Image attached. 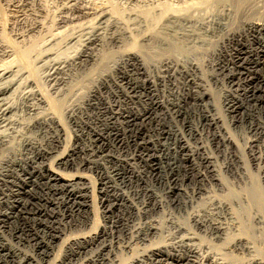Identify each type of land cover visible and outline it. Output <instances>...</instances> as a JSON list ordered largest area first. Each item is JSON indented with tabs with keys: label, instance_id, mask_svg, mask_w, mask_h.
Segmentation results:
<instances>
[{
	"label": "rangeland",
	"instance_id": "rangeland-1",
	"mask_svg": "<svg viewBox=\"0 0 264 264\" xmlns=\"http://www.w3.org/2000/svg\"><path fill=\"white\" fill-rule=\"evenodd\" d=\"M143 1L142 0H127V1L126 0H0V69L5 68V66L8 68V66H9L13 69H15V67L16 68L18 67V68L23 69L26 72L28 71L30 77H33L34 79H36L37 83L39 84V85L37 84L38 88L41 89L42 92L44 91V94L46 93L47 95L46 94L45 95L48 97V102H46V103H42L39 101L34 102L33 103V105H35V106H33V107H35L34 110H30V108H31L30 106H31L32 101H30V103L27 102V104H28L27 105V104H24L25 102H23L22 100H21L22 102L19 100L20 101V102H18L19 106L21 107V105H22L21 108H23V109L19 108L17 110L18 112L16 111L13 115L8 117L7 118L8 121L6 119V122H4L1 126V127H3L2 129L5 128V131H6V129H8V130L10 129V130H9V132H8V130L6 131V132H8L7 135L9 138V139L7 138V142L4 145L6 147L0 146L1 147L0 149L5 148V150L3 149L4 151L0 150L1 151L0 152V171L2 169L4 171V173L2 171V174H0V186H1L0 187V203H2V204H0V230L3 231L2 233L4 235L6 234L5 238L7 240L9 239L8 241H10V243L12 241L11 244H13V245L15 244L16 246L19 247V252H20L19 254L20 255H17V256L13 255V253L9 249V247H7V245L4 244L6 240H4L2 238V234H0V264H27V263L28 264H35L33 262H29L30 260H27L24 257V253L29 255V256H34L35 258H38V260L41 261L42 264H49V263L50 264H85V263H88V264H110V263L111 264L112 263L113 264H131L132 262L134 263V260H136L135 258L138 255H141L142 252H143V254H145L146 252H144V251H147L153 247L159 246L161 243L162 244H165V243H169V244L174 243L175 244L174 248L172 246L170 251H169L170 256L166 252L162 256H157V257L151 256V258H153V259H155V258L159 259L160 262H158V261H157V263L151 262V260L149 258V259H147L148 262L146 260L145 264H149V262H150V264H177V263L178 264H188L187 261L189 259H197V258L191 252L188 251V249L186 248L187 244L179 243V240H181V238L183 237V233L185 236V234L187 232H179L177 230V228L175 229V224H174L175 222H180L182 224H185L188 227H191L190 230L192 229V232L193 233L195 232V234H193L194 238L191 241L187 239V243L193 244L196 247L199 246L202 249L203 246L209 245V246L213 247L212 251L222 252V253H224V255L226 254L228 260H230L232 262H237L238 264H256L254 262L255 258H262L264 260V156H263L264 155V124H263L264 123V48L262 45L258 44L255 40H252V35L248 31H247L248 35H249L248 37L246 35L247 33L246 34L241 33V32H243V28L247 24L249 19L250 20L254 19L256 21H261V22L263 21L262 19L264 18V15H263L264 14V7H263L264 6V0H257L258 2H257V5H255V8L254 7H253L254 9L253 8L252 9L246 8L247 12L244 11L245 8H242L240 10V12H236V10L233 9V7H224V6H221L218 4H213V3L210 5V3L208 2L210 0H196L197 2L195 0H187V1L186 0H174L175 2L170 0V4H169V0H164V1L163 0L162 1L161 0H157V1H155V0H150V1L149 0H143ZM167 1H168V3H167ZM180 1H182V2H180ZM154 3H156V4H154ZM190 3H192V4H190ZM256 6L259 7L260 9L258 8L256 10V8H257ZM167 8H169V10ZM177 8L180 9V10L178 9L180 12L177 11ZM222 8H223V10H222ZM231 8H232V10H231ZM159 9H161V10H159ZM163 9H165V11ZM174 9H176V12H179V13H177L178 15L176 14ZM184 9L187 10V13L193 17V22L187 23V25H186L187 21L184 20V17H186L188 14L185 12ZM227 9L230 10V13L231 12L233 13L232 15L236 19H235V21L233 20L234 22L231 20L234 24L233 23L230 24V27H228V30H226V32L224 31V33H223L224 35H223L222 32L220 31V29L218 28L216 20H218L219 17H221L223 14H225ZM102 10L104 12H106V11L110 12L109 13L110 15L116 17L120 21H121V19H123L124 22L123 21H121V22H123L124 25H127L126 23H128V25H127L128 30L131 28L130 29L131 31L129 30L130 33L124 37V39L127 38V39H125L126 48L137 49L141 45L142 46L145 45L144 48L146 49L148 47L146 50H148L149 52L153 51L154 53L152 52L151 55H153V58L155 57L154 59H157V60H161L162 58H165L163 56L159 57V55H161V50H162L159 47L160 45L155 43V42H152V43L148 42L146 44L147 41L145 42L144 35L148 36L149 34L152 33L151 31L154 32L157 29L159 30L161 28L160 30H162V28L169 27L172 23L171 21L168 20L169 15H170V17H172V16H175V14H176L177 17H181V15H183V14H181V12L183 11L182 13H184V15L180 19L182 21L176 22V25H177L176 30L178 31L176 36L177 37L179 36L180 37L179 39H181V38L182 39L181 40L177 39L178 41H176V42H178L179 44H186L189 42L188 43L189 45H191L195 42V45H197V46H195L197 48L196 52L194 51L192 54L190 53V56L194 55L196 60L197 61L199 60L198 62L200 64V66H202L201 67L202 70H201V72H198V76L200 77V80L203 82V84H206L208 86V87H206L207 92L209 94L211 92V95H212L213 100H214V104L217 103L216 104L217 107L219 109L222 108L221 112H222V114H224V118H226V119H223V121L226 123L227 127L229 125L230 132L234 135V138L237 141V143H239L237 147L235 146L234 148L231 149L232 151H230L231 153L229 152V155H228L227 151H225L224 145H222V143L219 142V138L218 137L215 138L214 136H212L214 129L211 126H209L208 121L203 120L204 122L202 121V125L200 123V125L202 126L201 129L203 130L202 133L204 134L203 139L206 141L205 142L206 144H207V139L210 137L209 138V146H210L209 149L212 151L213 155L215 157H217L218 163L221 166V170H222L221 174L223 175L222 176L223 181L227 187H224L222 184L218 183L217 181H215L216 183L214 182L210 186V183L206 180V178L204 176L205 174L211 175V173H209V171L207 170L208 167H207L206 163H204L203 161H199L202 159L197 153L198 150L201 152L203 151L204 143H203V139L201 138V136L196 134V132H193V119H195L194 114L196 111L199 112L200 105H198V103L195 102L196 101L195 95L194 94L192 95V93L195 92L194 91L195 87H193L192 84H191V86L187 85V81L189 79V76H188L187 72L185 70H183V68L180 67V68H178V70H176L175 68H173L171 66L172 64H170V66H169L170 68L169 67L166 68V66L160 65L159 70L153 71V73H152L153 79L150 80V78H149L150 76L148 75V73H146L142 70H137L136 68H134V66L125 65L121 60V53H119V52L117 53V51H120L122 49L118 48L114 43H113L114 45L112 44L113 46H111L110 44L112 42L110 41L108 43L109 40L106 42L107 43L106 45H105V42L104 43L102 42L101 45L104 44L103 47L100 44L99 45L98 44L91 45L92 48H95V49H91V51L93 50V51L100 53V55L98 53V57L96 59L89 57L87 61L85 60L86 63H85V61H83V64L80 63L79 62L80 60L78 59L77 60L78 63L75 62L76 65L72 64L73 65L72 66L71 64H69L71 61L70 59L73 58L72 56L75 57L78 52H80L84 48H86L85 46H87V45L83 41L84 34H85L83 31H85V32L90 31L92 27L96 26V23L98 20L96 18V16L99 17L101 12H103ZM141 11H142V13H141ZM166 11H168V12H166ZM173 11H174V13L172 15L171 12H173ZM228 11H227V13H228ZM165 12L167 13V16L165 15L166 18L162 17V16H164L162 14H165ZM98 13H99V15H98ZM136 13H137V16L138 15L140 16V17L138 16L139 18L136 17ZM148 13H150L149 15H152V14L154 15L155 13H157L154 16H155V19L159 22H157L156 24H155L156 20L155 21L149 20V22H147L144 18H145V15ZM214 13H216V14H214ZM159 14L161 15V17L158 16ZM193 14L196 15V19H195V15L193 16ZM207 14L209 15V19L207 17L208 16ZM213 14H214V16H212ZM142 15L144 16V18H142L143 17ZM153 15H152V17L154 18ZM156 15L158 16V19H157ZM215 15H216V17H215ZM203 16H204V18L202 20ZM210 16H211V18H210ZM130 17H132V18H130ZM198 17H200L201 19ZM238 17H239V20H238ZM93 18H95V19H93ZM140 18L142 20H140ZM162 18H164V19H162ZM212 18H214L213 19V21L215 20L214 22L212 21ZM161 19H162V21H161ZM197 19H199V21ZM88 20H90V23L91 22L92 23L91 24L88 23L89 22ZM91 20H93V21H91ZM125 20H127V21H125ZM128 21H130V22H128ZM142 21L145 24L146 23L149 24L148 26H149V28H152V30L148 29V26L143 24ZM204 21H205V23H204ZM201 22L204 24H202ZM132 23H134V24H132ZM181 23H184L185 25L182 24V25H180L181 26L180 27L178 24H181ZM194 23H198V24H194ZM85 24H87V25H85ZM137 24H140L142 27H139L140 25H137ZM173 24L174 23H172V25ZM195 25H196V27H195ZM130 26H132L134 28V30H132L133 28ZM134 26H136V27H134ZM143 27H144V29H143ZM188 27H189V29H188ZM190 27H192V28H190ZM136 28H138L140 30H138V29L136 30ZM179 28H181V29H179ZM83 29H85V30H83ZM146 30H148V31H146ZM180 30H182L183 32L182 31L180 32ZM193 30H195V32H193ZM213 30H215V31H213ZM135 31H137V33L139 31V35H136ZM144 31H146L147 33ZM202 31H203V33H202ZM188 32H189V34H188ZM208 33L211 35H208ZM57 34L59 37L57 36ZM72 34H74L75 36ZM76 34L79 36L78 38H80V40L75 41V42L73 40L69 41V39H72L73 36H74V38L77 37ZM134 34H135V36H134ZM198 35H200V36H198ZM169 36H172V35H169ZM55 37L57 39H59L60 37L61 38L57 41V39ZM195 38H197V39H195ZM198 38H200V39H198ZM74 40H76V38ZM65 41L67 42V44ZM47 42H49V43H47ZM53 43L54 44L56 43V44L54 45ZM82 43H85V44L82 45ZM206 43L209 45L206 46L205 45ZM68 45H70V46H68ZM146 45H148V46H146ZM47 46H49V47L47 48ZM50 46L51 47L53 46V47L51 48ZM250 46H251V48H250ZM96 47H98V49H96ZM111 47L112 48L114 47V49H116V50H114V49L112 50ZM152 47H154V48H152ZM246 47L248 49H246ZM99 48H102V49H99ZM103 48H104V51L106 53H104ZM106 48H108V49L110 48L111 52ZM206 48H209V49L206 50ZM53 49H54V51H53ZM256 49L260 51L258 53L259 56L258 55L252 56V54H255ZM42 50H44V51H42ZM46 50H50L51 52H54L55 55H58L59 60H66L67 59L66 62H63L60 65L62 67V69H60L59 72L54 74L53 76L49 75V73H50L48 70L49 66H46V65L44 66L41 62H39L38 57H40ZM97 50H99V51H97ZM158 50H160V51H158ZM205 50L207 52H205ZM248 50H254V51L248 52ZM41 51H42V54H41ZM56 51H57V53H56ZM114 51H116V53ZM261 51H263V52H261ZM54 53H53V56H54ZM103 53H104V56L102 55ZM154 54H156V55H154ZM168 54H172V52H170ZM186 54H188V53L183 52L179 58L183 59V61H184L186 59L184 55H186ZM231 55H233V56H231ZM119 57H120V59H119ZM55 58H58V57H55ZM103 58H104V60H103ZM90 60H92V61H90ZM98 60L100 62H98ZM116 60H117V62H116ZM257 60L259 62H256ZM94 61H96L95 63L98 62L100 64L97 63L98 64L97 65L94 63ZM165 61H167V59ZM90 62L93 63L94 65L93 64L91 65ZM104 62H105V64H104ZM84 63H85V65H84ZM66 64H69V65H66ZM77 64L78 65L81 64V65L78 66ZM237 64H239V65H237ZM105 65H107V66L105 67ZM118 65H120V66H118ZM81 66L83 68H81ZM222 66H224V67H222ZM124 67L126 70L125 69L123 70ZM115 69H116V71H115ZM170 69H172L173 72ZM134 70H135V72H134ZM228 70H229V72H227ZM236 70H237V72H236ZM50 71L53 72V69ZM68 71L70 72L69 74H68ZM109 73H113V77L115 79H118V81H120L125 86L124 89L126 92L128 91L127 92L128 96H126V94L120 88L116 89L115 83H112L113 81H110L111 82L110 84H112L111 85L112 90L108 85H104V84L101 85L99 83L98 79H101V76L108 75ZM127 73H129V74L135 73V75H138L137 76L138 80H139L138 85L142 84L141 82L143 79V81H145V83H146V87L148 89L151 88L150 90H153V92L146 91L145 94L144 93L142 94L143 97H139L141 95L140 93L144 92V90L141 87H139V88H136V90L138 91V92H136V90L133 88L134 84H131L130 83L131 81L129 82L130 79H129V75ZM54 76H57L59 78L61 76H64V77H66V79H65L64 83L61 81H55V79L51 80L50 78L54 77ZM236 78H238V79H236ZM67 79H69V80H67ZM223 80H224V82H223ZM68 81L71 83H68ZM152 81H154L155 84L157 83L156 84L157 88H158L157 90L155 89L156 88L155 86H152L153 85ZM182 82H183V84H182ZM65 83H67L68 85H66ZM163 85H165V88L167 87L166 88V94H163V92L161 90V89H163ZM185 85H187L188 87ZM98 86L100 89L97 88ZM113 86H114V88H113ZM53 87L55 89H53ZM91 88L93 90H95L97 88V92H96L95 96L91 97V98H93L94 103H93V101H91V104H88V102H87L89 99L88 94H91V90H92ZM189 88L191 90L194 88L192 90L193 92H191V90ZM48 89L50 90L49 92L47 91ZM80 89H82V90H80ZM208 89H210V90H208ZM52 90L55 92L53 93ZM69 90L71 93L68 92ZM89 91H90V93H89ZM64 92L66 95L64 94ZM133 92H135V93H133ZM175 92L177 93V95L175 94ZM244 92H245V94H244ZM68 93H69V95H68ZM58 94L60 97L58 96ZM79 94L82 96H80ZM138 94H140V95H138ZM61 95L63 97H61ZM181 95H184L186 98H188V100H186L185 102L182 101L183 107L180 109L178 106H176L175 100L178 101L179 98H181ZM87 96H88V99H87ZM137 96H138V98H137ZM234 96L240 97V100L242 99V101L244 103H241L240 100L237 101L236 99H234ZM58 97H59V99H58ZM74 97H77V100H76V98L74 99ZM62 98H63V100H62ZM162 100L167 103V106L170 107V109L174 113V116L176 115L175 118H176L177 123L183 129L184 135L186 136V138L188 137V140L191 144V149L185 150L183 152L184 157L179 158L180 160L178 159L179 161L182 162V164L184 163L183 164L184 168L182 169L184 171H181L180 175L177 171H175L176 174L174 172L171 173L172 172L171 171V165L168 162L169 158L167 160V157H165V155L163 153L164 150H163V147L161 146V143L158 144L159 146L157 147V149H159V150L157 151V150H155V148H153L154 146L151 142L153 140L155 141V139H157V138H160V140L162 139L161 142L167 144L170 148L175 146L174 134H168L165 132L168 128L167 123L164 122V120H161V122L158 121V119L156 120V117H154L155 113H153L152 116L149 113H147L146 114L147 118L145 117L146 119L143 122L140 121L135 116V115H137L138 110L141 111V113H144L145 107H147V106L150 107L151 105L154 107V106L158 105L159 102H161ZM228 100L229 101L231 100L230 103L235 104V106L237 107L236 109L239 110V111L237 110L235 112L237 116L234 118H233V113L231 112L232 108H229L230 103L226 104V102ZM155 102H158V103H155ZM77 103H78V105H77ZM170 103L171 104L173 103V104L171 105ZM79 104H80V106H79ZM145 104H146V106H145ZM195 104H196V106H195ZM216 105H215V107H216ZM41 106H43V108ZM121 106H122V108H121ZM69 109H70V111H72L73 109L75 110V114H76L75 117H77V121L78 120L82 121V125L85 127V131L87 130L86 133L88 135L86 134V136L85 135L83 136V132L77 128L75 120H73L70 116ZM158 109L156 110V112L161 113V111ZM178 109L180 112L178 111ZM79 110H83V112H81V111L79 112ZM93 110L95 113L93 112ZM19 111L20 112L22 111V112L20 113ZM33 111H34V113H33ZM51 112H52V114H51ZM241 113L243 115H241ZM50 114L54 115V116H58V118L61 120L60 122L61 123L63 122L62 125L65 127L64 128L65 133H63V135H62V143L59 146H57L58 152H55V153L61 154L63 152H67V151L74 149V148H77L76 151H78V149H80L83 146L82 145V143L84 142L83 137H85V138L90 137L92 140L99 138L98 144L100 143L99 145H101V147L103 148L102 150L105 153L99 152L98 153L99 157L95 156L94 159H96L98 157L97 160H100L102 163H104V165L107 167V169H109L110 174L115 178L113 180L108 179L109 177H108V174H107L106 169H105L104 174H107V175H103V176H106L107 179L105 178V181L108 182V184H107L108 187L110 186L109 187L110 189L108 188V194L106 195V193H102L100 190L99 186H101L100 185L101 178H100V176L97 175V173H95L93 171H89V170H87V171L79 170V171H81V173L86 172L85 174H88V175L92 173L93 177H95V178H93L91 175L90 176L91 180H89V181H91V184L93 182L92 186H93V188H95V190H93V192L91 193V203L93 206L91 207V209H89L86 212L84 210L79 211V208L77 207L79 200L75 197L76 194L74 193V190L71 189L70 186H64V187L62 185H61V187H60V185L55 186L53 182H51V181L47 182V179H45V178L41 179V186L43 188L41 186L37 187V184H34V182H32V179H35V177L32 175L31 160L29 158L34 154V152H33V149L31 150L30 148H28L29 146H27V143L30 142V139H32V140H36L40 143L42 142L41 144L48 146L49 139L52 138L53 133H52V131L49 130V127H47V125L44 124L42 126V123H40V122L43 121L44 116H45V118H47V117L51 116ZM47 115H49V116H47ZM229 115H231V117ZM17 116H18V118H17ZM96 116L97 117L100 116V117L97 118ZM183 116H184V118H183ZM241 116L243 119L240 118ZM135 118L137 120H134ZM229 118H231L232 120ZM235 118H237V119H235ZM241 119L243 121H241ZM107 120H108V122H107ZM233 121H235V122H233ZM147 122H149V123H147ZM241 123H242V125H241ZM7 124L12 125L14 128L12 126H7ZM108 124H110V125H108ZM153 125L154 126L157 125V126L154 127ZM164 125H165V127H164ZM206 125H208V126H206ZM6 126L9 128H6ZM187 126L189 127V129H187L188 128ZM1 127H0V130H1ZM157 127H163L162 129H164L163 132H165V133H163L161 135L160 132L157 131L158 130ZM243 127H245V128H243ZM16 128L18 129L17 131L15 130ZM95 128H97V129H95ZM134 129H136V130H134ZM95 130L99 131L102 134L99 136L98 134L95 133ZM207 130H209V131L207 132ZM11 131L12 132L14 131V132L12 133ZM76 133H78L80 135L82 134V136H83L82 140L81 139H80V141L77 140L78 134H76ZM144 133H146V134L143 135ZM163 135H165V136H163ZM137 136H139V137H137ZM104 137H107V138H104ZM144 137L147 140H145ZM198 137H200L202 140H200V138H198ZM148 138H149V140H148ZM150 138H151V140H150ZM248 139H249V143L247 142ZM135 141H136V143H135ZM201 141H202L203 145H202ZM47 142H48V144H46ZM131 142H133V143H131ZM53 143L57 144V142H53ZM53 143L51 144V146L55 145ZM8 144H10V145H8ZM127 144L128 145L130 144L129 147ZM8 146L10 148L11 147L12 148L10 149V148H8ZM249 146H250V148H248ZM62 147L65 150H63ZM26 148H28V149H26ZM60 148L63 150L62 152H61ZM94 148H95V150L97 149L96 147H94ZM111 150H113L112 153L110 152ZM140 150H142V151H140ZM190 150H191V152H190ZM106 152H108V153H106ZM155 152L158 153L159 155H162V154L164 155L163 163H165L168 166L167 167L165 164H163L165 166L164 169L166 168L165 170H160L158 168L159 157H158V154L155 155L156 154ZM18 153H20L19 157H21L22 162H24V163H22V165L24 167L21 166L20 164H17V162L14 161L15 160L14 158L16 157V155L18 156ZM113 153H115V154H113ZM151 153L153 155H150ZM57 154H55V156H57ZM102 154L105 155L104 156L105 158L100 157ZM257 154H258V156L261 155L262 158L256 160L253 156H256ZM192 156L194 157V159H196V162L199 164L193 163V160H192L193 157ZM258 156H256V157H258ZM75 157H76V155H75ZM120 157L124 161H122V162L119 161V160H121ZM54 158L55 157H52V158H50V160L51 159L54 160ZM134 159H135V161H134ZM229 159H235V160H229ZM50 160H49V162L52 161L54 167H56L55 161H53V160L50 161ZM109 160H110V162H109ZM136 160L139 161V163L136 162ZM169 161L172 162L173 160H171V158H170ZM257 161L260 163H258ZM225 163H227V164H225ZM123 164H125V165H123ZM135 164L137 165V167ZM7 167H9V168H7ZM238 167H239L240 171H242V173L244 172V174L241 173L242 176H241V174H237V168ZM155 168H156V170H155ZM185 168H186V170H185ZM75 169L76 168L62 169V171L63 172L69 171L67 174L71 175V174H75L76 172H79L77 169L76 170ZM199 169L201 170V172H204L203 173L204 175L199 174ZM72 170H74V171H72ZM70 171H71V173H70ZM138 171H140V174H138L139 173ZM117 172H119V173H117ZM205 172H207V173H205ZM159 173H161V174H159ZM167 173H168L169 179L165 178L167 176ZM116 174H118V175H116ZM163 174H165L166 176ZM11 175H12V177H11ZM20 175L22 176V178ZM157 176L160 177L161 179H158ZM97 177H99V178H97ZM4 178H5V180H3ZM163 179H164V181H163ZM118 181H119V183H118V185H116L117 184L116 182H118ZM46 182H47V184H45ZM109 182H111V183H109ZM159 182H161V183H159ZM165 182L168 185L167 184L165 185ZM16 183H18V184H16ZM113 183L115 186L113 185ZM3 184H4V186H3ZM42 184H45V187ZM148 184H150L151 186ZM53 185L55 186L56 190L51 188V187H54ZM112 185H113V187H112ZM181 185L184 189L186 188V191L189 193L190 196H193V201H191L192 197L190 199L189 196H186V195L181 196L177 189H173V191H170V187L176 188V187H179ZM2 187H3V189H2ZM12 187H14L17 191L20 192V197L15 196L12 193V190H14V188H12ZM25 187L34 189V191L36 192L34 197H33V195H31V193L25 192V190H24ZM66 187H67V189H66ZM45 188H47V189H45ZM152 189H153V191H152ZM57 190H60V191H57ZM38 191H40V192H38ZM154 191L157 192L161 196L162 203L158 200L157 195L154 193ZM37 193H38V195H37ZM126 193L128 195L124 196L123 194H126ZM195 194H197V195H195ZM53 195H55V196H53ZM13 196H14V198H13ZM23 196H24V198H23ZM105 197H107V198H105ZM126 197H130V198H126ZM189 200L191 202H189ZM184 201L187 203H185ZM24 202H27V205L25 204L26 205L25 207L23 206ZM222 202L223 203L227 202V203L231 204L232 210L223 209L222 205H221ZM133 203H135V204H133ZM34 204H36V205H34ZM28 205H30V206H28ZM31 205H33L34 207ZM137 206H139L140 209L136 208ZM4 207H5V209H4ZM19 207H20V209H19ZM25 208H26V210H25ZM48 208H49V210H48ZM7 209L9 211H7ZM1 210H2V212H1ZM137 210H138V212H137ZM82 211L85 213V215ZM6 213H8V214L10 213L9 215H12L10 217L11 219L6 215ZM28 214H30V216H32V214H34V215L31 218ZM87 214H89V215L87 216ZM25 218H26V220H25ZM82 221H84V222H82ZM213 221L216 223H218V222L222 223V226H223L225 231L227 228V231H226L227 234L223 231H218V230L216 231V229H214L212 226V223H214ZM4 222L6 224H4ZM148 223L149 224L151 223L153 225L158 226L161 229V231H163V232H161L162 234L161 235H158L156 233L152 234V232H151L148 234V236H145L146 234L144 232V229H145L146 225H149ZM30 224H31V226H30ZM77 225H79V226H77ZM104 225L107 226L108 232L104 233L106 235L103 234L104 236L102 235L100 239H97L94 241H87L85 243L83 242L81 244L79 242H77L78 240L83 239L82 237H84V238L89 237V236L93 235V233L99 232L101 227ZM82 226H85L86 228L83 227L84 228L83 229ZM30 227L32 229H30ZM74 227L77 229H75ZM78 227L80 230H78ZM67 228H71V230L67 229ZM73 228H74V230H73ZM110 228H111V230H110ZM12 230H14V231H12ZM59 230H62V231H59ZM130 231L133 232L132 235H130ZM89 232H91V234ZM29 233H31V234H29ZM49 233L50 234L52 233V234L50 235ZM58 233L60 234L61 237H59ZM134 233H136V234H134ZM175 233L177 234V236ZM14 234H16V235H14ZM76 234H78V235H76ZM70 235H72V236H70ZM80 235H83V236H80ZM218 236H221V239H219ZM174 237H175V239H174ZM178 237L179 238L181 237V238L178 239ZM238 237L243 238L245 241L248 240L252 245L255 246V251H249V250L242 249V248L235 249V248H227L226 247L227 244H229L230 242H232L234 239H236ZM43 238H44V240H43ZM129 238H133V239H129ZM75 240H77V241H75ZM174 240H176V241H174ZM105 243H106V245H105ZM39 244H41L42 246ZM48 245H50L51 247L53 246L52 247L53 249L51 250V248H48ZM111 245H113V246L111 247ZM182 246H184V247H182ZM110 247L117 250V252L111 254V252L109 251ZM73 248L75 251L73 250ZM98 248H99V250H98ZM147 248H149V249H147ZM118 249H121V250L118 251ZM202 250H206V248H204ZM49 251L50 252L53 251V252L50 253ZM96 251L98 252V254ZM104 253L106 254V257H104L105 256ZM180 255L183 256L184 258L182 259L183 261L181 260L180 262H178L177 256H180ZM107 256H108L109 260L106 259ZM117 256H119V257H117ZM90 258H91V260H90ZM112 259H114V261ZM157 259H155V261ZM140 263H142V262H138L137 264H140Z\"/></svg>",
	"mask_w": 264,
	"mask_h": 264
},
{
	"label": "bare ground",
	"instance_id": "bare-ground-1",
	"mask_svg": "<svg viewBox=\"0 0 264 264\" xmlns=\"http://www.w3.org/2000/svg\"><path fill=\"white\" fill-rule=\"evenodd\" d=\"M127 1V0H126ZM143 1V0H142ZM150 1V0H149ZM148 1V2H149ZM155 1H157V0H155ZM162 1V0H161ZM164 1V0H163ZM172 1H174V0H172ZM171 1V2H172ZM187 1V0H186ZM196 1V0H195ZM194 1V2H195ZM144 2V1H143ZM175 2V1H174ZM180 2H182V1H180ZM179 2V3H180ZM193 2V3H194ZM197 2V1H196ZM207 2V1H206ZM209 3H210V5L213 3V4H218V5H221V6H224V7H233V9H235L236 10V12H240V10L242 9V8H245L244 9V11H246V8H255V5H257V0H210V1H208ZM137 3V2H136ZM139 3V2H138ZM141 3V2H140ZM145 3V2H144ZM162 3V2H161ZM167 3H168V1H167ZM177 3V2H176ZM185 3V2H184ZM202 3V2H201ZM153 4V3H152ZM154 4H156V3H154ZM159 4V3H158ZM169 4H170V0H169ZM190 4H192V3H190ZM259 4V3H258ZM261 4V3H260ZM142 5V4H141ZM145 5V4H144ZM148 5V4H147ZM150 5V4H149ZM217 5V6H218ZM138 6V5H137ZM153 6V5H152ZM157 6V5H156ZM189 6V5H188ZM191 6V5H190ZM193 6V5H192ZM195 6V5H194ZM220 6V7H221ZM146 7V6H145ZM160 7V6H159ZM168 7V6H167ZM174 7V6H173ZM198 7V6H197ZM203 7V6H202ZM257 7V6H256ZM264 7V6H263ZM132 8V7H131ZM137 8V7H136ZM253 8V9H254ZM259 7H257L256 8V10L258 9ZM168 10H169V8H167ZM179 8H177V11H179L178 10ZM182 9V8H181ZM212 9V8H211ZM260 9V8H259ZM159 10H161V9H159ZM164 11H165V9H163ZM175 10V12H176V9H174ZM183 10V9H182ZM181 10V11H182ZM185 10V9H184ZM222 10H223V8H222ZM229 9H227V11H228ZM231 10H232V8H231ZM103 11V10H102ZM140 11V10H139ZM227 11H226V13L225 14H223L221 17H219V19L218 20H216V22H217V25H218V28L220 29V31L222 32V34L224 33V31L226 32V30H228V27H230V24H232L234 21H235V17L232 15L233 13L231 12L230 13V10L228 11V13H227ZM234 11V10H233ZM137 12V11H136ZM166 12H168V11H166ZM165 12V14H162V15H164V16H162V17H165L166 18V16H167V13ZM180 12V11H179ZM179 12H176V14L177 13H179ZM183 12V11H182ZM181 12V14H183L184 15V13H182ZM185 12L187 13V10H185ZM247 12V11H246ZM110 12H101V14L99 15V13H98V15H99V17L98 16H96V18L98 19L97 20V23H96V26H94V27H92L91 28V30L90 31H87V32H85V31H83L85 34H84V39H83V41L86 43V45L87 46H85L86 48H84L82 51H80V52H78L77 53V55L74 57V56H72L73 58H71L70 60V63L69 64H73V65H76V63L75 62H77V60L79 59L80 61V63H82L83 64V61H87L88 60V58L89 57H91V58H93V59H96L97 57H98V53L99 52H96V51H91V49H95V48H92L91 47V45H94V44H102V42L104 43L105 42V45L107 44L106 42L108 41V43L111 41L112 43L110 44L111 46H113L114 44L118 47V48H121L122 50H120V51H117V53L119 52V53H121V60H122V62L125 64V65H131V66H134V68H136L137 70H142V71H144V72H146V73H148V75L150 76L149 78H150V80L151 79H153V75H152V73H153V71H157V70H159V66L160 65H162V66H166V68L167 67H169L170 66V64H172L171 66L173 67V68H175L176 70H178V68H183V70H185L186 72H187V74H188V76H189V79H188V81H187V85H189V86H191V84H192V86L193 87H195V89H194V93H192V95L194 94L195 95V102L196 103H198V105H200V110H199V112H195V114H194V116H195V119H193V132H196V134H198L199 136H201V138L203 139V133H202V129H201V125H202V121L203 120H206V121H208V124H209V126H211L213 129H214V132H213V134H212V136H214L215 138L216 137H218L219 138V142H221L222 143V145H224V147H225V151H227V154L229 155V152L230 151H232L231 149L232 148H234L235 146L237 147L238 146V144L239 143H237V141L235 140V138H234V135L230 132V130H229V125H228V127L226 126V123L223 121V119H226V118H224V114H222V112H221V109H219L218 107H217V103L216 104H214V100H213V97H212V95H211V92H210V94L207 92V88L206 87H208L206 84H203V82L200 80V77L198 76V72H201V67L202 66H200V64H199V60L197 61L196 60V58H195V56L194 55H191L190 56V53L192 54L194 51L196 52V47L195 46H197V45H195V42L193 43V44H191V45H189L188 43H186V44H179L178 42H176V41H178L177 39H179L180 37L178 36H176L177 35V30H176V22L177 21H182V20H180L181 19V17L183 16V15H181V17H177L176 16V14H175V16H172V17H170V15H169V21H171L172 23H174L173 25H172V23H171V25L169 26V27H165V28H162V30H156V31H151L152 33L151 34H149L148 36L147 35H144V40H145V42H146V44L148 43V42H155V43H157V44H159L160 46V48L162 49L161 50V55H159V57L160 56H163V57H165V58H160L161 60H157V59H154L153 58V55H151V53L153 52H149L148 50H146L145 48H144V46H140V47H138L137 49H128V48H126V42H125V39H127V38H125L124 39V37L127 35V34H129L130 33V31L128 30V23H126L127 25H124V21H123V19H121V21H123V22H121L119 19H117L116 17H114V16H112V15H110L109 14ZM113 13V12H112ZM131 13V12H130ZM129 13V14H130ZM141 13H142V11H141ZM158 13V12H157ZM157 13H155V14H157ZM163 13V12H162ZM170 13V12H169ZM172 13V15H173V13H174V11L173 12H171ZM170 13V14H171ZM185 13V14H186ZM194 13V12H193ZM206 13V12H205ZM97 14V13H96ZM114 14V13H113ZM150 13H148V14H146L145 15V18H144V16L142 17V18H144L147 22H149V20H156L155 19V14L153 15L154 16V18L152 17V15H149ZM188 14V13H187ZM212 14V13H211ZM214 14H216V13H214ZM214 14L212 15V16H214ZM240 14V13H239ZM166 15V16H165ZM178 15V14H177ZM180 15V14H179ZM195 14H193V16H194ZM208 15V14H207ZM238 15V14H237ZM264 15V14H263ZM262 15V16H263ZM135 16V15H134ZM139 16V15H138ZM137 16V13H136V17L137 18H139ZM157 16V15H156ZM158 16H160L161 17V15L159 14ZM158 16H157V19H158ZM186 16V15H185ZM236 16V15H235ZM239 16V15H238ZM119 17V16H118ZM208 17V19H209V15L207 16ZM215 17H216V15H215ZM218 17V16H217ZM244 17V16H243ZM130 18H132V17H130ZM135 18V17H134ZM168 18V17H167ZM186 18V19H185ZM198 18H200V17H198ZM203 18H204V16L202 17V20H203ZM210 18H211V16H210ZM93 19H95V18H93ZM162 19H164V18H162ZM162 19H161V21H162ZM183 19V18H182ZM195 19H196V15H195ZM201 19V18H200ZM213 19L214 18H212V21H213ZM257 19V18H256ZM140 20H142L141 18H140ZM184 20H186L187 22H186V25H187V23H192L193 22V17L191 16V15H187L186 17H184ZM198 21H199V19H197ZM211 20V19H210ZM233 22H232V21ZM238 20H239V17H238ZM263 21L261 22V21H256V20H248V22H247V24L244 26V28H243V32H241V33H244V34H246L247 35V37L249 36L248 35V32L249 33H251V35H252V40H255L258 44H260V45H262L263 46V48H264V18L262 19ZM89 21V22H88ZM87 22L88 23H90V20H88ZM91 21H93V20H91ZM95 21V20H94ZM125 21H127V20H125ZM168 21V22H169ZM208 21V20H207ZM215 21V20H214ZM213 21V22H214ZM231 21V22H230ZM96 22V21H95ZM94 22V23H95ZM128 22H130V21H128ZM136 22V21H135ZM134 22V23H135ZM141 22V21H140ZM157 22H159V21H157L156 20V22H155V24L157 23ZM197 22V21H196ZM203 22V21H202ZM201 22V23H202ZM210 22V21H209ZM208 22V23H209ZM87 23V24H88ZM92 23V22H91ZM90 23V24H91ZM134 23H132V24H134ZM142 23H143V21H142ZM141 23V24H142ZM154 23V22H153ZM166 23V22H165ZM164 23V24H165ZM199 23V22H198ZM198 23H194V24H198ZM204 23H205V21H204ZM204 23H202V24H204ZM87 24H85V25H87ZM131 24V23H130ZM143 24H145V23H143ZM161 24V23H160ZM182 24H184V23H181V24H178L179 26L180 25H182ZM207 24V23H206ZM234 24V23H233ZM93 25V24H92ZM95 25V24H94ZM137 25H140V24H137ZM145 25H149V24H145ZM185 25V24H184ZM193 25V24H192ZM200 25V24H199ZM208 25V24H207ZM213 25V24H212ZM146 26V27H147ZM152 26V25H151ZM150 26V27H151ZM157 26V25H156ZM163 26V25H162ZM168 26V25H167ZM198 26V25H197ZM214 26V25H213ZM82 27V26H81ZM84 27V26H83ZM86 27V26H85ZM130 27H132V26H130ZM134 27H136V26H134ZM139 27H142L141 25L139 26ZM138 27V28H139ZM145 27V26H144ZM144 27H143V29H144ZM181 27V26H180ZM183 27V26H182ZM194 27V26H193ZM195 27H196V25H195ZM211 27V26H210ZM215 27V26H214ZM213 27V28H214ZM89 28V27H88ZM133 28V27H132ZM138 28H136V30L138 29ZM156 28V27H155ZM190 28H192V27H190ZM204 28V27H203ZM207 28V27H206ZM76 29V28H75ZM147 29V28H146ZM148 29H150V30H152V28H149V26H148ZM178 29V28H177ZM179 29H181V28H179ZM188 29H189V27H188ZM200 29V28H199ZM218 29V30H219ZM83 30H85V29H83ZM87 30V29H86ZM132 30H134V28L132 29ZM138 30H140V29H138ZM183 30V29H182ZM182 30H180V32L182 31ZM185 30V29H184ZM197 30V29H196ZM212 30V29H211ZM216 30V29H215ZM215 30H213V31H215ZM146 31H148V30H146ZM146 31H144V32H146ZM186 31V30H185ZM198 31V30H197ZM207 31V30H206ZM212 31V32H213ZM217 31V30H216ZM219 31V32H220ZM231 31V30H230ZM248 31V32H247ZM82 32V31H81ZM136 32V35H139V31H138V33H137V31H135ZM134 32V33H135ZM143 32V33H144ZM183 32V31H182ZM191 32V31H190ZM193 32H195V30H193ZM192 32V33H193ZM205 32V31H204ZM71 33V32H70ZM147 33V32H146ZM191 33V34H192ZM199 33V32H198ZM202 33H203V31H202ZM207 33V32H206ZM205 33V34H206ZM211 33V32H210ZM217 33V32H216ZM79 34V33H78ZM81 34V33H80ZM142 34V33H141ZM140 34V35H141ZM188 34H189V32H188ZM218 34V33H217ZM229 34V33H228ZM71 35V34H70ZM72 35H74V34H72ZM77 35V34H76ZM83 35V34H82ZM131 35V34H130ZM129 35V36H130ZM169 35H172V36H169ZM195 35V34H194ZM201 35V34H200ZM200 35H198V36H200ZM208 35H211V34H209L208 33ZM219 35V34H218ZM224 35V34H223ZM227 35V34H226ZM241 35V34H240ZM57 36H58V34H57ZM75 36V35H74ZM74 36L72 37V39H69V41L70 40H73L74 42L75 41H78V40H80V38H78L79 36L77 35V37H75L76 38V40H74L75 38H74ZM81 36V35H80ZM133 36V35H132ZM134 36H135V34H134ZM181 36V35H180ZM190 36V35H189ZM192 36V35H191ZM214 36V35H213ZM243 36V35H242ZM59 37V36H58ZM83 37V36H82ZM142 37V36H141ZM196 37V36H195ZM229 37V36H228ZM56 38V37H55ZM61 38V37H60ZM59 38V39H60ZM201 38V37H200ZM200 38H198V39H200ZM216 38V37H215ZM57 39V38H56ZM59 39H57V41L59 40ZM63 39V38H62ZM182 39V38H181ZM181 39H179V40H181ZM185 39V38H184ZM187 39V38H186ZM195 39H197V38H195ZM188 40V39H187ZM206 40V39H205ZM63 41V40H62ZM82 41V42H83ZM184 41V40H183ZM186 41V40H185ZM192 41V40H191ZM194 41V40H193ZM196 41V40H195ZM201 41V40H200ZM204 41V40H203ZM248 41V40H247ZM66 42V41H65ZM72 42V41H71ZM70 42V43H71ZM80 42V41H79ZM47 43H49V42H47ZM85 43H82V45L83 44H85ZM114 43V44H113ZM143 43V42H142ZM192 43V42H191ZM203 43V42H202ZM253 43V42H252ZM54 44V43H53ZM56 44V43H55ZM54 44V45H55ZM66 44H67V42H66ZM73 44V43H72ZM113 44V45H112ZM81 45V46H82ZM104 45V44H103ZM103 45H101L102 47H103ZM109 45V44H108ZM140 45V44H139ZM149 45V44H148ZM148 45H146V46H148ZM155 45V44H154ZM153 45V46H154ZM202 45V44H201ZM206 46L207 45H209V44H205ZM215 45V44H214ZM250 45V44H249ZM67 46V45H66ZM68 46H70V45H68ZM97 46V45H96ZM254 46V45H253ZM252 46V47H253ZM256 46V45H255ZM49 46H47V48H48ZM51 47V46H50ZM53 47V46H52ZM51 47V48H52ZM58 47V46H57ZM94 47V46H93ZM105 47V46H104ZM123 47V48H122ZM125 47V48H124ZM150 47V46H149ZM156 47V46H155ZM226 47V46H225ZM112 48V47H111ZM152 48H154V47H152ZM151 48V49H152ZM201 48V47H200ZM203 48V47H202ZM250 48H251V46H250ZM255 48V47H254ZM89 49V50H88ZM96 49H98V47H96ZM99 49H102V48H99ZM106 49H108V48H106ZM105 49V50H106ZM114 49V47L112 48V50ZM159 49V48H158ZM199 49V48H198ZM205 49V48H204ZM207 49H209V48H206V50ZM241 49V48H240ZM246 49H248L247 47H246ZM260 49V48H259ZM109 51H110V48L108 49ZM114 50H116V49H114ZM119 50V49H118ZM150 50V49H149ZM153 50V49H152ZM205 50V52H207ZM214 50V49H213ZM244 50V49H243ZM42 51H44V50H42ZM42 51H41V54H42ZM53 51H54V49H53ZM97 51H99V50H97ZM103 51H104V48H103ZM151 51V50H150ZM155 51V50H154ZM158 51H160V50H158ZM199 51V50H198ZM197 51V52H198ZM201 51V50H200ZM204 51V50H203ZM254 50H248V52H253ZM111 52V51H110ZM113 52V51H112ZM115 53H116V51H114ZM170 53V52H172V54H168V53ZM183 52H187L188 54H186V55H184L185 56V60L183 61V59H181V58H179L180 56H181V54L183 53ZM216 52V51H215ZM220 52V51H219ZM260 51L259 50H255V54H252V56H256V55H258V53H259ZM261 52H263V51H261ZM53 53L54 52H51L50 50H46L40 57H38L39 58V62H41L44 66L46 65V66H49L48 68V70H49V75L50 76H53L54 74H56V73H58L59 72V70L60 69H62V67L60 66L63 62H66V60H59V56L58 55H55V53H54V56H53ZM56 53H57V51H56ZM61 53V52H60ZM104 53H106L105 51H104ZM104 53L102 54L103 56H104ZM154 53V52H153ZM199 53V52H198ZM168 54V55H167ZM185 54V53H184ZM195 54V53H194ZM201 54V53H200ZM38 55V54H37ZM99 55H100V53H99ZM154 55H156V54H154ZM177 55V56H176ZM102 56V57H103ZM231 56H233V55H231ZM238 56V55H237ZM241 56V55H240ZM244 56V55H243ZM242 56V57H243ZM259 56V55H258ZM55 57H58V58H55ZM70 58V57H69ZM90 58V59H91ZM158 58V57H157ZM229 58V57H228ZM262 58V57H261ZM99 59V58H98ZM119 59H120V57H119ZM167 59V61H165ZM205 59V58H204ZM103 60H104V58H103ZM231 60V59H230ZM235 60V59H234ZM261 60V59H260ZM86 61H85V63H86ZM90 61H92V60H90ZM102 61V60H101ZM197 61V62H196ZM215 61V60H214ZM243 61V60H242ZM96 61H94V63H95ZM98 62H100L99 60H98ZM97 62V63H98ZM106 62V61H105ZM105 62H104V64H105ZM116 62H117V60H116ZM115 62V63H116ZM119 62V61H118ZM217 62V61H216ZM222 62V61H221ZM236 62V61H235ZM251 62V61H250ZM256 62H259L258 60L256 61ZM13 63V62H12ZM78 63V62H77ZM85 63H84V65H85ZM91 63V62H90ZM97 63H95V64H97ZM39 64V63H38ZM69 64H66V65H69ZM93 63H91V65H92ZM98 64H100V63H98ZM97 64V65H98ZM108 64V63H107ZM120 64V63H119ZM222 64V63H221ZM11 65V64H10ZM70 65V66H71ZM72 65V66H73ZM78 65V64H77ZM81 65V64H80ZM80 65H78V66H80ZM94 65V64H93ZM122 65V64H121ZM237 65H239V64H237ZM8 66V65H7ZM12 66V65H11ZM42 66V65H41ZM107 65H105V67H106ZM111 66V65H110ZM118 66H120V65H118ZM124 66V65H123ZM161 66V67H162ZM217 66V65H216ZM215 66V67H216ZM244 66V65H243ZM262 66V65H261ZM61 67V68H60ZM67 67V66H66ZM69 67V66H68ZM93 67V66H92ZM112 67V66H111ZM130 67V66H129ZM219 67V66H218ZM222 67H224V66H222ZM232 67V66H231ZM46 68V67H45ZM65 68V67H64ZM81 68H83L82 66H81ZM113 68V67H112ZM117 68V67H116ZM121 68V67H120ZM165 68V67H164ZM170 68V67H169ZM172 68V69H173ZM228 68V67H227ZM260 68V67H259ZM53 69V72H51L50 70H52ZM75 69V68H74ZM77 69V68H76ZM79 69V68H78ZM125 69V67L123 68V70ZM172 69H170V70H172ZM231 69V68H230ZM68 70V69H67ZM126 70V69H125ZM174 70V69H173ZM173 70H172V72H173ZM239 70V69H238ZM247 70V69H246ZM256 70V69H255ZM114 71V70H113ZM115 71H116V69H115ZM114 71V72H115ZM119 71V70H118ZM141 71V72H142ZM235 71V70H234ZM251 71V70H250ZM249 71V72H250ZM254 71V70H253ZM48 72V71H47ZM61 72V71H60ZM66 72V71H65ZM127 72V71H126ZM134 72H135V70H134ZM160 72V71H159ZM179 72V71H178ZM227 72H229V70L227 71ZM236 72H237V70H236ZM243 72V71H242ZM28 73V74H27ZM70 72L68 71V74H69ZM72 73V72H71ZM180 73V72H179ZM115 74V73H114ZM120 74V73H119ZM128 75H129V82L131 83V84H134V89L136 90V88H139V87H141L143 90H144V92H141L140 94H138V95H140L139 97H143L142 96V94L144 93L145 94V92L146 91H148V92H153V90H150V89H148L147 87H146V83H145V81H143V79H142V84H140V85H138V83H139V80H138V75H135V73H132V74H129V73H127ZM158 74V73H157ZM64 75V74H63ZM116 75V74H115ZM114 75V76H115ZM126 75V74H125ZM159 75V74H158ZM247 75V74H246ZM60 76V75H59ZM68 76V75H67ZM101 76V75H100ZM140 76V75H139ZM144 76V75H143ZM174 76V75H173ZM239 76V75H238ZM249 76V75H248ZM72 77V76H71ZM116 77V76H115ZM152 77V78H151ZM176 77V76H175ZM74 78V77H73ZM140 78V77H139ZM164 78V77H163ZM217 78V77H216ZM222 78V77H221ZM225 78V77H224ZM245 78V77H244ZM51 80H53V79H55V81H61V82H63L64 83V81H65V79H66V77H64V76H61L60 78L59 77H57V76H54V77H51L50 78ZM98 79V78H97ZM114 79V80H113ZM236 79H238V78H236ZM247 79V78H246ZM67 80H69V79H67ZM99 80V83L101 84V85H108L110 88H111V90H112V87H111V85L112 84H110L111 82L110 81H113L112 83H115V86H116V89L117 88H120L121 90H123V92L126 94V96H128L127 94V92L125 91V86L120 82V81H118V79H115L114 77H113V73H109L108 75H104V76H101V79H98ZM155 80V79H154ZM205 80V79H204ZM164 81V80H163ZM217 81V80H216ZM54 82V81H53ZM153 82V85L152 86H155L156 88V90L158 89L157 88V83L155 84V82L154 81H152ZM206 82V81H205ZM220 82V81H219ZM223 82H224V80H223ZM68 83H71V82H69L68 81ZM96 83V82H95ZM210 83V82H209ZM228 83V82H227ZM230 83V82H229ZM239 83V82H238ZM38 83H37V81H36V79H34L33 77H30V75H29V72L27 71H24L23 69H21V68H16L15 67V69H13V68H11V67H9L8 66V68L5 66V68H1L0 69V127L2 126V124L4 123V122H6V119L8 118V117H10L11 115H13L19 108H21L22 107V105H21V107L19 106V103L18 102H20L21 100L23 101V102H25L24 104H27V102H29L30 103V101H32L31 102V108H30V110H34V108L35 107H33V106H35V105H33V103L34 102H36V101H39V102H42V103H46V102H48V97L44 94V91L42 92L41 91V89H39L38 88V85H37ZM66 85H68L67 83H65ZM99 84V85H100ZM182 84H183V82H182ZM220 84V83H219ZM65 85V86H66ZM70 85V84H69ZM187 85H185V86H187ZM64 86V87H65ZM50 87V86H49ZM48 87V88H49ZM132 87V86H131ZM188 87V86H187ZM46 88V87H45ZM52 88V87H51ZM50 88V89H51ZM58 88V87H57ZM97 88H99V86L97 87ZM97 88L95 89V90H93L92 88V90H91V94H88L89 95V99H88V96H87V99H88V104H91V101H93V98H91L92 96H95V94H96V92H97ZM113 88H114V86H113ZM167 88V87H166ZM166 88H165V85H163V89H161L162 90V92H163V94H166ZM179 88V87H178ZM191 88V87H190ZM189 88V89H190ZM244 88V87H243ZM53 89H55L54 87H53ZM100 89V88H99ZM102 89V88H101ZM107 89V88H106ZM192 89V90H193ZM238 89V88H237ZM66 90V89H65ZM80 90H82V89H80ZM110 90V89H109ZM168 90V89H167ZM188 90V89H187ZM191 90V89H190ZM191 90V92H193ZM202 90V91H201ZM208 90H210V89H208ZM48 92L50 91L49 89L47 90ZM46 91V92H47ZM53 91V90H52ZM130 91V90H129ZM55 91H53V93H54ZM66 92V91H65ZM65 92H64V94H65ZM68 92H70V90L68 91ZM114 92V91H113ZM121 92V91H120ZM136 92H138L137 90H136ZM184 92V91H183ZM190 92V91H189ZM71 93V92H70ZM77 93V92H76ZM75 93V94H76ZM83 93V92H82ZM89 93H90V91H89ZM115 93V92H114ZM133 93H135V92H133ZM62 94V93H61ZM78 94V93H77ZM86 94V93H85ZM103 94V93H102ZM130 94V93H129ZM137 94V93H136ZM175 94L177 95V93L175 92ZM181 94V93H180ZM244 94H245V92H244ZM63 95V94H62ZM61 95V97H63ZM66 95V94H65ZM68 95H69V93H68ZM67 95V96H68ZM80 95V94H79ZM78 95V96H79ZM119 95V94H118ZM121 95V94H120ZM148 95V94H147ZM173 95V94H172ZM187 95V94H186ZM58 96H59V94H58ZM80 96H82V95H80ZM124 96V95H123ZM228 96V95H227ZM242 96V95H241ZM60 97V96H59ZM59 97H58V99H59ZM119 97V96H118ZM130 97V96H129ZM153 97V96H152ZM166 97V96H165ZM169 97V96H168ZM193 97V96H192ZM76 98V100H77V97H74V99ZM97 98V97H96ZM137 98H138V96H137ZM67 99V98H66ZM72 99V98H71ZM84 99V98H83ZM120 99V98H119ZM173 99V98H172ZM234 99H236L237 101H239L240 100V97H238V96H234ZM233 99V100H234ZM245 99V98H244ZM249 99V98H248ZM247 99V100H248ZM20 100V101H19ZM62 100H63V98H62ZM79 100V99H78ZM102 100V99H101ZM129 100V99H128ZM157 100V99H156ZM168 100V99H167ZM186 100H188V98H186L184 95H181V98H179V100L178 101H176L175 100V102H176V106H178L180 109L183 107L182 106V101H186ZM191 100V99H190ZM21 101V102H22ZM147 101V100H146ZM170 101V100H169ZM241 101V103H244L243 101H242V99L240 100ZM51 102V101H50ZM154 102V101H153ZM194 102V101H193ZM192 102V103H193ZM231 102V100L229 101H227L226 102V104L227 103H230ZM235 102V101H234ZM82 103V102H81ZM93 103H94V101H93ZM100 103V102H99ZM148 103V102H147ZM155 103H158V102H155ZM38 104V103H37ZM49 104V103H48ZM154 104V103H153ZM171 104V103H170ZM173 104V103H172ZM171 104V105H172ZM246 104V103H245ZM28 105V104H27ZM77 105H78V103H77ZM122 105V104H121ZM175 105V104H174ZM186 105V104H185ZM215 105H216V107H215ZM242 105V104H241ZM37 106V105H36ZM45 106V105H44ZM48 106V105H47ZM50 106V105H49ZM79 106H80V104H79ZM94 106V105H93ZM97 106V105H96ZM119 106V105H118ZM145 106H146V104H145ZM191 106V105H190ZM195 106H196V104H195ZM40 107V106H39ZM42 108H43V106H41ZM83 107V106H82ZM89 107V106H88ZM98 107V106H97ZM189 107V106H188ZM227 107V106H226ZM26 108V107H25ZM93 108V107H92ZM121 108H122V106H121ZM156 108V109H155ZM159 108V109H158ZM194 108V107H193ZM229 108H232L231 109V112L233 113V118L234 117H236L237 115H236V111L238 110V109H236L237 107L235 106V104H232V103H230V106H229ZM228 108V109H229ZM21 109H23V108H21ZM20 109V110H21ZM41 109V108H40ZM47 109V108H46ZM75 109V108H74ZM73 109V110H74ZM77 109V108H76ZM79 109V108H78ZM81 109V108H80ZM91 109V108H90ZM160 110L161 111V113H157L156 112V110ZM196 109V108H195ZM194 109V110H195ZM28 110V109H27ZM45 110V109H44ZM72 110V109H71ZM70 111V109H69V113H70V116H71V118L73 119V120H75V122H76V126H77V128L80 130V131H82L83 132V136L85 135L86 136V131H85V127L82 125V121H77V117H75L76 116V114H75V110L74 111ZM37 111V110H36ZM35 111V112H36ZM83 112V110H79V112ZM97 111V110H96ZM114 111V110H113ZM154 111V112H153ZM178 111H179V109H178ZM226 111V110H225ZM239 111V110H238ZM18 112V111H17ZM20 112V111H19ZM22 112V111H21ZM20 112V113H21ZM41 112V111H40ZM78 112V113H79ZM93 112H94V110H93ZM132 112V111H131ZM177 112V111H176ZM175 112V113H176ZM180 112V111H179ZM194 112V111H193ZM227 112V111H226ZM31 113V112H30ZM29 113V114H30ZM33 113H34V111H33ZM39 113V112H38ZM47 113V112H46ZM95 113V112H94ZM129 113V112H128ZM147 113H149L151 116L153 115V113H155V116L154 117H156V120L158 119V121H160L161 122V120H164V122H166L167 123V126H168V128H167V130L165 131L166 133H168V134H174V138H175V142H174V144H175V146L174 147H169L167 144H165V143H163V142H161V140H160V138H157L156 136V138L157 139H155V141L153 140V141H151L152 142V144H153V148H155V150H159V149H157V147L159 146L158 144H160L161 143V146L163 147V150H164V155H165V157H167V160H168V158H169V160H170V158H171V160H173L172 162H170L169 160H168V162L170 163V165H171V173H175V171H177L178 173H179V175H180V173H181V171H184V170H182L183 168H184V166H183V164H182V162L181 161H179L180 159L179 158H183L184 157V151L185 150H189V149H191V144H190V142H189V140H188V137L186 138V136L184 135V132H183V129L181 128V126H179V124L177 123V121H176V118H175V116H174V113L172 112V110L170 109V107H168L167 106V103L165 102V101H161V102H159V104L158 105H156V106H147V107H145V112L144 113H141V111H139L138 110V112H137V115H135L136 116V118H138L140 121H144L147 117H146V114ZM243 113V112H242ZM241 113V115H243ZM36 114V113H35ZM49 114V113H48ZM51 114H52V112H51ZM50 114V115H51ZM123 114V113H122ZM126 114V113H125ZM124 114V115H125ZM178 114V113H177ZM230 114V113H229ZM81 115V114H80ZM79 115V116H80ZM117 115V114H116ZM128 115V114H127ZM183 115V114H182ZM232 115V114H231ZM231 115H229L230 117H231ZM40 116V115H39ZM47 116H49V115H47ZM69 116V117H70ZM95 116V115H94ZM123 116V115H122ZM193 116V117H194ZM226 116V115H225ZM13 117V116H12ZM97 117V116H96ZM98 117H100V116H98ZM97 117V118H98ZM146 117V118H145ZM150 117V116H149ZM178 117V116H177ZM228 117V116H227ZM17 118H18V116H17ZM43 118V117H42ZM76 118V119H75ZM79 118V117H78ZM126 118V117H125ZM134 119V120H137V119ZM183 118H184V116H183ZM182 118V119H183ZM187 118V117H186ZM240 118H242V116L240 117ZM10 119V118H9ZM104 119V118H103ZM124 119V118H123ZM152 119V118H151ZM155 119V118H154ZM229 119H231V118H229ZM235 119H237V118H235ZM243 119V118H242ZM241 119V121H243ZM263 119V118H262ZM15 120V119H14ZM13 120V121H14ZM17 120V119H16ZM33 120V119H32ZM42 120V119H41ZM70 120V119H69ZM232 120V119H231ZM239 120V119H238ZM7 121H8V119H7ZM61 120L58 118V116H54V115H51V116H49V117H47V118H45V116H44V118H43V121H41L40 123H42V126L45 124V125H47V127H49V130L50 131H52V133H53V136H52V138L51 139H49V144H48V142L46 143V144H48V146H46V145H44V144H41L40 142H38V141H36V140H32V139H30V142H28L27 143V146H29L28 148H30L31 150L33 149V152H34V154L29 158L30 160H31V171H32V175L35 177V179H32V182H34V184H37V187H40L41 186V179L43 178H45V179H47V182L49 181H51V182H53L54 183V185L55 186H57V185H60V187H61V185L64 187V186H70L71 187V189H73L74 190V193L76 194L75 195V197L79 200H77L78 201V208H79V211L80 210H84L85 212L86 211H88L89 209H91V207L93 206L92 205V203H91V193L93 192V190H95V188H93V186H92V184H93V182H92V184H91V181H89V180H91L90 179V176L92 175V173L91 174H85L86 172H84V173H81V171H79V170H85V171H87V170H89V171H93V172H95V173H97V175L98 176H100V178H101V182H100V185L101 186H99L100 187V190H101V192L102 193H106V195L108 194V188L110 187H108V182L107 181H105V178H106V176H103V175H107L108 174V179H111V180H113V179H115L111 174H110V171H109V169H107V167L104 165V163H102L100 160H97V158L99 157V155H98V153L100 152V153H105L102 149V147H101V145H99L98 144V140H99V138L98 139H95V140H92L90 137H83L82 136V134L80 135V134H78V133H76V134H78L77 136V140H79L80 141V139L82 140V137L84 138L83 139V143H82V147L80 148V149H78V151H76L77 150V148H74V149H71V150H69V151H67V152H63V153H55V152H58L57 151V146H59L61 143H62V135H63V133H65L64 132V126L62 125V123L60 122ZM105 121V120H104ZM127 121V120H126ZM155 121V120H154ZM191 121V120H190ZM226 121V120H225ZM15 122V121H14ZM17 122V121H16ZM93 122V121H92ZM107 122H108V120H107ZM132 122V121H131ZM156 122V121H155ZM204 122V121H203ZM227 122V121H226ZM233 122H235V121H233ZM20 123V122H19ZM84 123V122H83ZM106 123V122H105ZM147 123H149V122H147ZM157 123V122H156ZM200 123H201V125H200ZM238 123V122H237ZM243 123V122H242ZM242 123H241V125H242ZM90 124V123H89ZM126 124V123H125ZM124 124V125H125ZM133 124V123H132ZM183 124V123H182ZM181 124V125H182ZM264 124V123H263ZM28 125V124H27ZM108 125H110V124H108ZM120 125V124H119ZM118 125V126H119ZM123 125V124H122ZM127 125V124H126ZM129 125V124H128ZM137 125V124H136ZM145 125V124H144ZM159 125V124H158ZM184 125V124H183ZM4 126V125H3ZM7 126H12V125H8L7 124ZM6 126V128H9V127H7ZM15 126V125H14ZM41 126V125H40ZM134 126V125H133ZM154 126V125H153ZM157 126V125H156ZM156 126H154V127H156ZM206 126H208V125H206ZM5 127V126H4ZM13 127V126H12ZM27 127V126H26ZM33 127V126H32ZM75 127V126H74ZM123 127V126H122ZM127 127V126H126ZM138 127V126H137ZM146 127V126H145ZM164 127H165V125H164ZM188 127V126H187ZM3 127H1V130H0V146H4L5 144H6V142H7V138H8V135H7V133L9 132V130L8 129H6V131L8 130V132H6L5 131V128L4 129H2ZM14 128V127H13ZM18 128V127H17ZM15 129L16 131L18 130V129ZM139 128V127H138ZM151 128V127H150ZM163 127H157V131L158 132H160V134L162 135L163 133H165V132H163L164 131V129H162ZM206 128V127H205ZM243 128H245V127H243ZM261 128V127H260ZM88 129V128H87ZM95 129H97V128H95ZM113 129V128H112ZM187 129H189V127L187 128ZM207 129V128H206ZM255 129V128H254ZM26 130V129H25ZM29 130V129H28ZM35 130V129H34ZM47 130V129H46ZM134 130H136V129H134ZM150 130V129H149ZM76 131V130H75ZM133 131V130H132ZM205 131V130H204ZM209 130H207V132H208ZM211 131V130H210ZM260 131V130H259ZM263 131V130H262ZM12 132V131H11ZM14 132V131H13ZM12 132V133H13ZM78 132V131H77ZM131 132V131H130ZM95 133L96 134H98L99 136L102 134V133H100L99 131H97V130H95ZM106 133V132H105ZM109 133V132H108ZM156 133V132H155ZM186 133V132H185ZM260 133V132H259ZM116 134V133H115ZM123 134V133H122ZM135 134V133H134ZM133 134V135H134ZM139 134V133H138ZM146 133H144L143 135H145ZM150 134V133H149ZM190 134V133H189ZM193 134V133H192ZM12 135V134H11ZM88 135V134H87ZM130 135V134H129ZM153 135V134H152ZM156 135V134H155ZM191 135V134H190ZM208 135V134H207ZM127 136V135H126ZM163 136H165V135H163ZM258 136V135H257ZM11 137V136H10ZM130 137V136H129ZM137 137H139V136H137ZM171 137V136H170ZM255 137V136H254ZM96 138V137H95ZM104 138H107V137H104ZM142 138V137H141ZM145 138V137H144ZM143 138V139H144ZM173 138V137H172ZM190 138V137H189ZM198 138H200V137H198ZM200 138V140H202ZM210 138V137H209ZM209 138L207 139V144L205 143L206 141L203 139V143H204V145H203V143H202V141H201V143H202V145H203V151L201 152V151H197V153H198V155L201 157V159L202 160H199V161H203L204 163H206V165H207V170L209 171V173H211V175H207V174H203L204 172H201V170L199 169V174L200 175H204L205 176V178H206V180L210 183V186H211V184H213L215 181H217L218 183H220V184H222L224 187H227L226 186V184L224 183V181H223V175L221 174V166L219 165V163H218V160H217V157H215L214 155H213V153H212V151L209 149L210 148V146H209ZM217 138V139H218ZM9 139V138H8ZM134 139V138H133ZM47 140V139H46ZM104 140V139H103ZM127 140V139H126ZM129 140V139H128ZM145 140H147L146 138H145ZM148 140H149V138H148ZM150 140H151V138H150ZM65 141V140H64ZM101 141V140H100ZM125 141V140H124ZM142 141V140H141ZM140 141V142H141ZM12 142V141H11ZM10 142V143H11ZM53 142H57V144L56 143H53ZM146 142V141H145ZM248 143H249V139H248V141H247ZM9 143V142H8ZM55 144V145H53V146H51V144ZM126 143V142H125ZM131 143H133V142H131ZM135 143H136V141H135ZM241 144V143H240ZM8 145H10V144H8ZM81 145V144H80ZM103 145V144H102ZM124 145V144H123ZM126 145V144H125ZM128 145V144H127ZM130 145V144H129ZM129 145H128V147H129ZM143 145V144H142ZM201 145V146H202ZM258 145V144H257ZM51 146V147H50ZM76 146V145H75ZM4 147H6V146H4ZM64 147V146H63ZM62 147V148H63ZM70 147V146H69ZM94 147H96L97 149L95 150V148ZM125 147V146H124ZM135 147V146H134ZM1 148V147H0ZM8 148H10L9 146H8ZM7 148V149H8ZM12 148V147H11ZM10 148V149H11ZM28 148H26V149H28ZM106 148V147H105ZM113 148V147H112ZM111 148V149H112ZM243 148V147H242ZM248 148H250V146L248 147ZM4 150H5V148H3ZM3 149H0V150H3ZM21 149V148H20ZM29 149V150H30ZM61 149V148H60ZM114 149V148H113ZM118 149V148H117ZM121 149V148H120ZM130 149V148H129ZM195 149V148H194ZM193 149V150H194ZM3 150V151H4ZM63 150H65L64 148H63ZM62 149H61V152L63 151ZM115 150V149H114ZM162 150V149H161ZM22 151V150H21ZM140 151H142V150H140ZM156 151V152H157ZM1 152V151H0ZM20 152V151H19ZM111 153L113 152V150H111L110 151ZM151 152V151H150ZM154 152V151H153ZM152 152V153H153ZM155 152V153H156ZM190 152H191V150H190ZM242 152V151H241ZM24 153V152H23ZM28 153V152H27ZM106 153H108V152H106ZM118 153V152H117ZM144 153V152H143ZM150 154V155H153V154ZM231 153V152H230ZM55 154H57V156H55ZM113 154H115V153H113ZM127 154V153H126ZM158 153H156L155 155H157ZM234 154V153H233ZM243 154V153H242ZM254 154V153H253ZM252 154V155H253ZM259 154V153H258ZM258 154L256 155V156H258ZM19 155H20V153H18V156L16 155V157L14 158L15 160V162H17V164H20L21 166H23L22 165V163H24V162H22V159H21V157H19ZM22 155V154H21ZM75 155H76V157H75ZM133 155V154H132ZM164 155L162 154V155H159L158 154V157H159V163H158V168L160 169V170H165L164 169V165L163 164H165V163H163V158H164ZM227 155V156H228ZM244 155V154H243ZM255 155V154H254ZM95 156H98L96 159H94V157ZM105 155H101L100 157H103V158H105L104 157ZM256 156H253L256 160H258V159H261L262 158V156L261 155H259L258 157H256ZM264 156V155H263ZM52 157H55L54 158V160L53 159H51V160H53V161H55V166L56 167H54V165H53V163H52V161L50 160V158H52ZM132 157V156H131ZM193 157V156H192ZM230 157V156H229ZM107 158V157H106ZM136 158V157H135ZM146 158V157H145ZM13 159V158H12ZM119 159V158H118ZM120 159H121V157H120ZM179 159V160H178ZM226 159V158H225ZM25 160V159H24ZM49 160L51 161V162H49ZM102 160V159H101ZM191 160V159H190ZM193 163H195V164H199V163H197L196 162V159H194V157H193ZM229 160H235V159H229ZM13 161V160H12ZM113 161V160H112ZM119 161H124V160H119ZM127 161V160H126ZM134 161H135V159H134ZM153 161V160H152ZM179 161V162H178ZM198 161V160H197ZM228 161V160H227ZM263 161V160H262ZM109 162H110V160H109ZM136 162H138L139 163V161H137L136 160ZM192 162V161H191ZM231 162V161H230ZM258 162V161H257ZM14 163V162H13ZM117 163V162H116ZM125 163V162H124ZM134 163V162H133ZM137 163V164H138ZM228 163V162H227ZM227 163H225V164H227ZM258 163H260V162H258ZM8 164V163H7ZM157 164V163H156ZM202 164V163H201ZM200 164V165H201ZM116 165V164H115ZM114 165V166H115ZM123 165H125V164H123ZM136 165V164H135ZM153 165V164H152ZM166 165V164H165ZM205 165V166H206ZM237 165V164H236ZM235 165V166H236ZM167 166V165H166ZM192 166V165H191ZM198 166V165H197ZM4 167V166H3ZM13 167V166H12ZM24 167V166H23ZM113 167V166H112ZM118 167V166H117ZM120 167V166H119ZM132 167V166H131ZM136 167H137V165H136ZM168 167V166H167ZM7 168H9V167H7ZM15 168V167H14ZM70 168H76L79 172H76L75 174H67L68 172H63L62 171V169H70ZM140 168V167H139ZM170 168V167H169ZM245 168V167H244ZM75 169V170H76ZM105 169H106V172H107V174H104V171H105ZM202 169V168H201ZM140 170V169H139ZM148 170V169H147ZM155 170H156V168H155ZM185 170H186V168H185ZM244 170V169H243ZM246 170V169H245ZM2 171H3V169L0 171V174H2ZM65 171V170H64ZM72 171H74V170H72ZM15 172V171H14ZM30 172V171H29ZM137 172V171H136ZM139 173L138 174H140V171H138ZM156 172V171H155ZM169 172V171H168ZM198 172V171H197ZM3 173H4V171H3ZM8 173V172H7ZM70 173H71V171H70ZM94 173V174H95ZM117 173H119V172H117ZM164 173V172H163ZM177 173V174H178ZM205 173H207V172H205ZM242 173V171H240V169H239V167L237 168V174H241ZM247 173V172H246ZM245 173V174H246ZM18 174V173H17ZM159 174H161V173H159ZM176 174V173H175ZM242 174H244V172L242 173ZM242 174H241V176H242ZM116 175H118V174H116ZM157 175V174H156ZM163 175H165V174H163ZM21 176V175H20ZM30 176V175H29ZM166 176V175H165ZM177 176V175H176ZM240 176V175H239ZM245 176V175H244ZM248 176V175H247ZM4 177V176H3ZM2 177V178H3ZM11 177H12V175H11ZM92 177H93V175H92ZM140 177V176H139ZM158 177V176H157ZM156 177V178H157ZM171 177V176H170ZM178 177V176H177ZM176 177V178H177ZM180 177V176H179ZM184 177V176H183ZM8 178V177H7ZM21 178H22V176H21ZM20 178V179H21ZM93 178H95V177H93ZM92 178V179H93ZM97 178H99V177H97ZM151 178V177H150ZM166 179H169V176H168V173H167V176L165 177ZM181 178V177H180ZM202 178V177H201ZM15 179V178H14ZM107 179V178H106ZM155 179V178H154ZM153 179V180H154ZM158 179H161L160 177H158ZM183 179V178H182ZM3 180H5V178L3 179ZM10 180V179H9ZM12 180V179H11ZM30 180V179H29ZM123 180V179H122ZM175 180V179H174ZM203 180V179H202ZM155 181V180H154ZM157 181V180H156ZM160 181V180H159ZM163 181H164V179H163ZM179 181V180H178ZM182 181V180H181ZM180 181V182H181ZM47 182L45 183V184H47ZM121 182V181H120ZM139 182V181H138ZM174 182V181H173ZM183 182V181H182ZM203 182V181H202ZM205 182V181H204ZM3 183V182H2ZM7 183V182H6ZM12 183V182H11ZM95 183V182H94ZM109 183H111V182H109ZM117 184L116 185H118V183H119V181L118 182H116ZM154 183V182H153ZM157 183V182H156ZM159 183H161V182H159ZM207 183V182H206ZM208 183V184H209ZM216 183V182H215ZM14 184V183H13ZM16 184H18V183H16ZM45 184H42V185H44V187H45ZM167 183L165 182V185H166ZM176 184V183H175ZM182 184V183H181ZM53 185V186H54ZM96 185V184H95ZM113 185H114V183H113ZM113 185H112V187H113ZM146 185V184H145ZM148 185H150V184H148ZM168 185V184H167ZM180 185V184H179ZM3 186H4V184H3ZM51 186V185H50ZM55 186L54 187H51V188H53V189H55ZM115 186V185H114ZM151 186V185H150ZM149 186V187H150ZM171 186V185H170ZM1 187V186H0ZM17 187V186H16ZM42 187V186H41ZM59 187V188H60ZM117 187V186H116ZM175 187V186H174ZM204 187V186H203ZM208 187V186H207ZM213 187V186H212ZM211 187V188H212ZM5 188V187H4ZM12 188H14V187H12ZM19 188V187H18ZM28 187H25L24 188V190H25V192H29V193H31V195H33V197H34V195H35V191H34V189L33 188H28ZM43 188V187H42ZM2 189H3V187H2ZM45 189H47V188H45ZM44 189V190H45ZM49 189V188H48ZM66 189H67V187H66ZM110 189V188H109ZM173 189H177L178 191H179V194L182 196H184V195H186V196H189L190 197V199H191V197H192V199H191V201H193V196H190L189 195V193L186 191V188L184 189L183 187H182V185L181 186H179V187H176V188H173V187H170V191H173ZM23 190V191H24ZM56 190V189H55ZM69 190V189H68ZM207 190V189H206ZM37 191V190H36ZM57 191H60V190H57ZM56 191V192H57ZM72 191V190H71ZM112 191V190H111ZM118 191V190H117ZM152 191H153V189H152ZM6 192V191H5ZM11 192V191H10ZM38 192H40V191H38ZM51 192V191H50ZM55 192V193H56ZM195 192V191H194ZM199 192V191H198ZM12 193L15 195V196H19L20 197V192L19 191H17L15 188H14V190H12ZM112 193V192H111ZM114 193V192H113ZM123 193V192H122ZM125 193V192H124ZM128 193V192H127ZM123 194L124 196H127L128 194ZM154 193L157 195V198H158V200L162 203V198H161V196L157 193V192H155L154 191ZM37 195H38V193H37ZM40 195V194H39ZM122 195V196H123ZM193 195V194H192ZM195 195H197V194H195ZM8 196V195H7ZM29 196V195H28ZM43 196V195H42ZM53 196H55V195H53ZM27 197V196H26ZM37 197V196H36ZM44 197V196H43ZM52 197V196H51ZM118 197V196H117ZM160 197V198H159ZM196 197V196H195ZM13 198H14V196H13ZM17 198V197H16ZM23 198H24V196H23ZM39 198V197H38ZM53 198V197H52ZM55 198V197H54ZM105 198H107V197H105ZM125 198V197H124ZM126 198H130V197H126ZM188 198V197H187ZM20 199V198H19ZM37 199V198H36ZM42 199V198H41ZM50 199V198H49ZM111 199V198H110ZM184 199V198H183ZM15 200V199H14ZM33 200V199H32ZM75 200V199H74ZM108 200V199H107ZM133 200V199H132ZM7 201V200H6ZM19 201V200H18ZM31 201V200H30ZM126 201V200H125ZM131 201V200H130ZM182 201V200H181ZM187 201V200H186ZM190 200H189V202H191ZM29 202V201H28ZM39 202V201H38ZM42 202V201H41ZM45 202V201H44ZM43 202V203H44ZM112 202V201H111ZM185 202V201H184ZM183 202V203H184ZM31 203V202H30ZM34 203V202H33ZM42 203V204H43ZM108 203V202H107ZM106 203V204H107ZM160 203V204H161ZM185 203H187V202H185ZM0 204H2V203H0ZM27 205V202H24L23 203V206L25 207L26 205ZM41 204V205H42ZM119 204V203H118ZM123 204V203H122ZM128 204V203H127ZM133 204H135V203H133ZM192 204V203H191ZM15 205V204H14ZM34 205H36V204H34ZM162 205V204H161ZM221 205H222V208L223 209H228V210H232V205L231 204H229V203H227V202H222L221 203ZM10 206V205H9ZM28 206H30V205H28ZM31 206H33V205H31ZM49 206V205H48ZM187 206V205H186ZM21 207V206H20ZM20 207H19V209H20ZM34 207V206H33ZM41 207V206H40ZM44 207V206H43ZM46 207V206H45ZM163 207V206H162ZM7 208V207H6ZM22 208V207H21ZM103 208V207H102ZM106 208V207H105ZM136 208H138V209H140L139 208V206H137ZM4 209H5V207H4ZM145 209V208H144ZM25 210H26V208H25ZM32 210V209H31ZM36 210V209H35ZM48 210H49V208H48ZM105 210V209H104ZM7 211H9L8 209H7ZM6 211V212H7ZM23 211V210H22ZM34 211V210H33ZM45 211V210H44ZM1 212H2V210H1ZM29 212V211H28ZM83 212V211H82ZM105 212V211H104ZM137 212H138V210H137ZM142 212V211H141ZM145 212V211H144ZM39 213V212H38ZM80 213V212H79ZM84 213V212H83ZM10 214V213H9ZM8 213H6V215L10 218L12 215H9ZM5 215V214H4ZM19 215V214H18ZM29 216H30V214H28ZM27 215V216H28ZM34 214H32V216H33ZM44 215V214H43ZM84 215H85V213H84ZM83 215V216H84ZM89 214H87V216H88ZM23 216V215H22ZM32 216H30L31 218H32ZM36 216V215H35ZM38 217V216H37ZM79 217V216H78ZM77 217V218H78ZM105 217V216H104ZM5 218V217H4ZM42 218V217H41ZM80 218V217H79ZM2 219V218H1ZM11 219V218H10ZM90 219V218H89ZM228 219V218H227ZM25 220H26V218H25ZM31 220V219H30ZM33 220V219H32ZM82 220V219H81ZM85 220V219H84ZM7 221V220H6ZM37 221V220H36ZM43 221V220H42ZM41 221V222H42ZM77 221V220H76ZM198 221V220H197ZM82 222H84V221H82ZM202 222V221H201ZM214 222V221H213ZM81 223V222H80ZM87 223V222H86ZM4 224H6L5 222H4ZM33 224V223H32ZM149 224V223H148ZM155 224V223H154ZM175 224V229L177 228V230L179 231V232H187L186 234H185V236H184V233H183V237L181 238V240H179V243H182V244H187L186 245V248L188 249V251L189 252H191L197 259H189L188 261H187V263L188 264H238L237 262H232V261H230V260H228L227 259V256H226V254L224 255V253H222V252H216V251H212L213 250V247H211V246H209V245H207V246H203L204 248H206V250H202V249H204L202 246V249L199 247V246H194L193 244H189V243H187V239L188 240H192L193 238H194V235L193 234H195V232L193 233L192 232V229L190 230V228L191 227H188V226H186L185 224H182V223H180V222H175L174 223ZM72 225V224H71ZM82 225V224H81ZM142 225V224H141ZM30 226H31V224H30ZM75 226V225H74ZM77 226H79V225H77ZM212 226H213V228L214 229H216V231L218 230V231H223V232H225L226 233V231H227V228H226V231L224 230V228H223V226H222V223H216V222H214V223H212ZM71 227V226H70ZM83 227H85V226H82V228ZM18 228V227H17ZM75 228V227H74ZM74 228H73V230H74ZM86 228V227H85ZM30 229H32L31 227H30ZM67 229H70L71 230V228H67ZM75 229H77V228H75ZM84 229V228H83ZM135 229V228H134ZM143 229V228H142ZM34 230V229H33ZM78 230H80L79 229V227H78ZM110 230H111V228H110ZM109 230V231H110ZM12 231H14V230H12ZM55 231V230H54ZM59 231H62V230H59ZM113 231V230H112ZM138 231V230H137ZM177 231V232H178ZM215 231V232H216ZM3 231H1L0 230V234H2V238L4 239V240H6L5 241V243L4 244H6L7 245V247H9V249L12 251V253H13V255L14 256H17V255H20L19 253V247L18 246H16L15 244L13 245V244H11L12 243V241H11V243H10V241H8L6 238H5V235L2 233ZM33 232V231H32ZM39 232V231H38ZM75 232V231H74ZM108 232V228H107V226H102L101 227V229L99 230V232H96V233H93V235H91V236H89V237H82L83 239H81V240H75V241H77V242H79L80 244L81 243H85V242H87V241H94V240H97V239H100L101 238V236L104 234V233H107ZM111 232V231H110ZM144 232H145V236H148V234L149 233H151L152 232V234L153 233H156V234H158V235H161L162 233L161 232H163V231H161V229L158 227V226H156V225H153V224H149V225H146V227H145V229H144ZM178 232V233H179ZM5 233V232H4ZM36 233V232H35ZM61 233V232H60ZM63 233V232H62ZM90 234H91V232H89ZM132 233L133 232H131L130 231V235H132ZM137 233V232H136ZM136 233H134V234H136ZM25 234V233H24ZM29 234H31V233H29ZM50 234V233H49ZM52 234V233H51ZM50 234V235H51ZM59 234V233H58ZM66 234V233H65ZM143 234V233H142ZM174 234V233H173ZM176 234V233H175ZM180 234V233H179ZM227 234V233H226ZM12 235V234H11ZM14 235H16V234H14ZM55 235V234H54ZM53 235V236H54ZM76 235H78V234H76ZM104 235H106V234H104ZM103 235V236H104ZM144 235V234H143ZM18 236V235H17ZM56 236V235H55ZM70 236H72V235H70ZM80 236H83V235H80ZM113 236V235H112ZM176 236H177V234H176ZM181 236V235H180ZM196 236V235H195ZM27 237V236H26ZM36 237V236H35ZM59 237H61L60 236V234H59ZM69 237V236H68ZM170 237V236H169ZM173 237V236H172ZM29 238V237H28ZM33 238V237H32ZM31 238V239H32ZM48 238V237H47ZM70 238V237H69ZM74 238V237H73ZM137 238V237H136ZM141 238V237H140ZM166 238V237H165ZM179 237H178V239H180ZM218 238L219 239H221V236H218ZM25 239V238H24ZM52 239V238H51ZM105 239V238H104ZM129 239H133V238H129ZM138 239V238H137ZM146 239V238H145ZM171 239V238H170ZM174 239H175V237H174ZM225 239V238H224ZM43 240H44V238H43ZM42 240V241H43ZM139 240V239H138ZM186 240V241H185ZM38 241V240H37ZM50 241V240H49ZM53 241V240H52ZM55 241V240H54ZM74 241V240H73ZM72 241V242H73ZM168 241V240H167ZM174 241H176V240H174ZM173 241V242H174ZM2 242V241H1ZM28 242V241H27ZM118 242V241H117ZM120 242V241H119ZM51 243V242H50ZM94 243V242H93ZM103 243V242H102ZM229 243V242H228ZM3 244V245H4ZM30 244V243H29ZM34 244V243H33ZM43 244V243H42ZM49 244V243H48ZM53 244V243H52ZM68 244V243H67ZM96 244V243H95ZM160 244V243H159ZM162 244V243H161ZM159 245V246H156V247H153V248H151L150 250H147V249H149V248H147L146 250L147 251H144V252H146L145 254H143V252H142V254L141 255H138L135 259L136 260H134V263L132 262L131 264H137L138 262H142V263H140V264H145V262H146V260L147 259H149L150 258V260H151V262H155V263H157V261L158 262H160V260L159 259H157V258H155V259H157L156 261H155V259H153V258H151V256H154V257H157V256H162L165 252L170 256V254H169V251H170V249H171V247L173 246V248H174V246H175V244L174 243H171V244H169V243H165V244H162V245ZM226 244V243H225ZM5 245V246H6ZM39 245H41V244H39ZM105 245H106V243H105ZM158 245V244H157ZM171 245V246H170ZM42 246V245H41ZM67 246V245H66ZM85 246V245H84ZM103 246V245H102ZM101 246V247H102ZM113 245H111V247H112ZM117 246V245H116ZM4 247V246H3ZM53 247V246H52ZM50 245H48V248H51V250L53 249ZM74 247V246H73ZM110 247V252H111V254H113V253H115V252H117V250H115L114 248H111ZM133 247V246H132ZM131 247V248H132ZM150 247V246H149ZM182 247H184V246H182ZM227 248H235V249H239V248H242V249H246V250H249V251H255V246L254 245H252L248 240L247 241H245L243 238H236V239H234L232 242H230L229 244H227V246H226ZM117 248V247H116ZM119 248V247H118ZM121 248V247H120ZM226 248V249H227ZM70 249V248H69ZM79 249V248H78ZM85 249V248H84ZM125 249V248H124ZM223 249V248H222ZM241 249V250H242ZM47 250V249H46ZM68 250V249H67ZM73 250H74V248H73ZM98 250H99V248H98ZM121 249H118V251H120ZM36 251V250H35ZM55 251V250H54ZM71 251V250H70ZM75 251V250H74ZM101 251V250H100ZM105 251V250H104ZM103 251V252H104ZM108 251V252H109ZM203 251V252H202ZM42 252V251H41ZM40 252V253H41ZM50 252V251H49ZM53 252V251H52ZM52 252H50V253H52ZM97 252V251H96ZM188 252V253H189ZM38 253V252H37ZM123 253V252H122ZM121 253V254H122ZM29 254V253H28ZM97 254H98V252H97ZM105 254V253H104ZM118 254V253H117ZM12 255V256H13ZM31 255V254H30ZM108 255V254H107ZM219 255V256H218ZM99 256V255H98ZM102 256V255H101ZM20 257V256H19ZM24 257L27 259V260H30L29 262H33V263H35V264H42V262L41 261H39L38 260V258H35L34 256H29V255H27V254H25L24 253ZM39 257V256H38ZM104 257H106V254H105V256ZM117 257H119V256H117ZM178 258H177V261L178 262H180L184 257L183 256H177ZM14 258V257H13ZM43 258V257H42ZM56 258V257H55ZM80 258V257H79ZM96 258V257H95ZM113 258V257H112ZM98 259V258H97ZM106 259H108L109 260V258H108V256H107V258ZM119 259V258H118ZM65 260V259H64ZM63 260V261H64ZM90 260H91V258H90ZM94 260V259H93ZM113 261H114V259H112ZM111 260V261H112ZM162 260V259H161ZM99 261V260H98ZM183 261V260H182ZM9 262V261H8ZM136 262V263H135ZM147 262H148V260H147ZM256 264H263L264 263V260L262 259V258H255V261H254ZM7 263V262H6ZM24 263V262H23ZM92 263V262H91ZM94 263V262H93ZM115 263V262H114ZM182 263V262H181ZM28 264V263H27ZM50 264V263H49ZM85 264H88V263H85ZM111 264V263H110ZM113 264V263H112ZM149 264H150V262H149ZM178 264V263H177Z\"/></svg>",
	"mask_w": 264,
	"mask_h": 264
}]
</instances>
